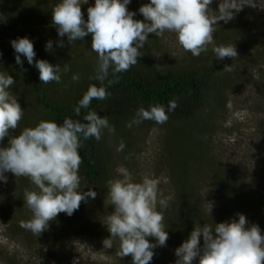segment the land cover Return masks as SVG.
<instances>
[{
	"label": "trees",
	"instance_id": "16d2710c",
	"mask_svg": "<svg viewBox=\"0 0 264 264\" xmlns=\"http://www.w3.org/2000/svg\"><path fill=\"white\" fill-rule=\"evenodd\" d=\"M59 2L61 0H0V72L13 76L15 83L9 91L24 110L13 135L19 134L25 127H35L41 120L62 124L68 117L87 123L83 119L87 111L106 117L114 131L103 129L99 141L94 137H80V191L91 189L97 195L94 199L88 197L82 201L71 216L60 213L40 236L20 226L21 221L32 218V212L24 204V192L26 189H38L28 177H16L6 202L0 196V217L11 226V233H23L27 240L40 237L57 243L73 236L111 239L118 252L120 241L110 238L104 224L106 217L114 211L113 206L107 203V182L121 179L116 167L118 154L123 157L130 173L127 180L142 182L134 165L136 152L141 146L135 145L131 138L134 129L147 128L159 131L157 154L168 172V187L160 193L158 200L172 197L166 209L157 204V210L164 215L168 240L165 246L153 249L154 256L149 264H175L178 259L175 250L189 238L197 224L200 227L211 224L214 228V224L238 221L239 214H243L247 221L245 227L258 225L264 235V167L251 176L245 168H240L238 162L233 163L220 155L216 143L229 111L230 96L245 80L238 64H242L243 56L253 48H262V55L258 56L264 62V21H257L251 14L245 16L247 13L243 11L242 15H234L228 23L218 22L213 34L215 45H235L238 56L233 59H215L212 46H208L207 53L202 52L199 57L191 54L182 59L166 58L163 63L157 64L151 46L146 43L139 49L142 55L137 58V64L119 73V82L107 87L108 98L94 99L89 109H82L77 117L74 108L88 87L92 84L100 86L99 81L89 79L95 74L98 54L91 49V34L71 44L67 36L58 35L52 23V10ZM143 2L146 3V0L141 1L142 6L145 5ZM94 3L95 0H88L87 4L81 5L85 20L87 8ZM136 5L141 7L138 1ZM136 12L138 19L143 21L140 11ZM149 35L150 39L158 38L155 34ZM24 37L34 45L36 55L32 64L22 54V65L16 63L17 53L11 41ZM49 41L52 48L46 50ZM250 56L246 57L247 61L255 64L256 59ZM38 60H46L61 68L67 64L70 70L60 73L59 83L45 84L41 82L36 67ZM225 65L231 66L232 71H222ZM73 75H78L79 80L74 81ZM172 100H176L178 107L169 111ZM157 104L165 108L168 116L166 123L157 124L151 120L131 123L140 107L148 110ZM260 133L264 138V127ZM114 139L123 143L121 151L113 146ZM7 146L6 137L0 142V147ZM207 187L216 189L222 196L214 216L207 212L205 205L204 191ZM148 239L150 243H156L154 237ZM200 246L203 249L202 236ZM115 260L133 264L130 255L120 258L116 253ZM7 262L11 264V261ZM193 264H199V257Z\"/></svg>",
	"mask_w": 264,
	"mask_h": 264
},
{
	"label": "clouds",
	"instance_id": "9594fccd",
	"mask_svg": "<svg viewBox=\"0 0 264 264\" xmlns=\"http://www.w3.org/2000/svg\"><path fill=\"white\" fill-rule=\"evenodd\" d=\"M87 3L88 0H61L52 10V23L60 37L67 36L71 44L91 34V49L98 54L95 74L89 79L99 81L100 86L88 87L74 108L77 117L82 109H89L94 99L108 98L107 87L119 82V73L137 64V58L142 55L139 49L147 43L149 34L162 37L165 32L175 33L179 45L195 57L212 45L216 59H233L238 56L235 45H215V26L219 21L232 20L233 10L238 13L245 6L264 9V3L258 4L257 0H220L217 11L210 7L213 0H150L139 9L144 17L141 21L133 19L135 13L128 11L130 0H95L94 6L87 8L85 20L81 5ZM11 45L17 53V64L22 65L21 54L29 64L33 63L36 53L30 39L19 38L11 41ZM51 48L49 41L46 50ZM36 67L45 84L59 83L60 73L70 70L67 64L61 68L46 60L36 61ZM222 71L231 72L232 67L225 65ZM72 79L77 81L79 76L73 75ZM14 83L13 76L0 72V142L8 138V146L0 147V181L7 183L5 173L10 172L16 177H28L38 189L24 192V204L32 212V218L21 221L20 226L40 236L60 213L71 216L82 201L96 197L97 193L91 189L80 191V137L99 141L103 129L110 132L114 129L106 117L87 111L83 116L87 123L68 117L62 124L41 120L35 127H25L13 135L24 115L17 98L9 91ZM177 107L176 100H172L168 110ZM135 117L131 123L151 120L164 124L168 120L165 108L159 104L148 110L140 107ZM123 147L121 143L120 150ZM107 184V203L114 211L104 224L110 238L120 241L117 255L120 258L130 255L133 264H149L153 249L165 246L168 240L164 215L157 210V204L166 209L172 197L158 200L159 182L149 177L139 183L115 179ZM246 223V217L239 214L238 221L214 224V228L211 224L203 227L197 224L189 238L175 250L178 257L175 264H193L197 257L199 264H264V235L258 225L245 227ZM148 237H154L156 243H150ZM107 246L111 247V239Z\"/></svg>",
	"mask_w": 264,
	"mask_h": 264
},
{
	"label": "rangeland",
	"instance_id": "374dc122",
	"mask_svg": "<svg viewBox=\"0 0 264 264\" xmlns=\"http://www.w3.org/2000/svg\"><path fill=\"white\" fill-rule=\"evenodd\" d=\"M142 0H130L127 5L129 12L135 13L133 19H138L140 8L136 2ZM150 0H146V3ZM220 0H213L211 8L218 10ZM257 3H264V0H257ZM136 10V11H135ZM250 10L251 12H249ZM243 11L253 15L257 21H264V9L259 7L252 8L245 6L238 13ZM243 12V13H244ZM242 15V14H241ZM157 39V40H156ZM150 39L148 35L147 43L151 46L153 59L156 63H163L164 59H182L191 55L185 51L178 43L175 33L165 32L162 37ZM212 46V45H209ZM262 48H253L247 55H244L242 64H238L243 70V84L230 96V107L222 130L217 137L218 153L223 155L231 162H238L240 168H245L247 172L254 176L257 169H263L264 163V138L260 130L264 127V62L260 61ZM207 53V52H205ZM256 59V63L248 62L246 57ZM210 58L213 57L209 55ZM205 57V56H204ZM216 59V58H215ZM132 141L135 145H140L135 155V167L138 168L137 174L143 179L149 177L158 180V196L167 189L168 172L166 166L160 161L158 149V129L137 128L133 130ZM113 146L120 150V141L114 139ZM124 148V147H123ZM119 161L116 167L121 179H126L130 175L123 157L118 154ZM262 167V168H261ZM7 183L0 181V196L3 201L12 191L15 185L16 176L10 172L5 173ZM257 179V178H256ZM204 199L208 213L216 215L220 203L221 194L211 187L204 191ZM1 220L0 217V264H119L115 260L117 249L111 243L107 246V241L98 238L77 236L61 240L60 243L52 240H43L40 237H31L27 240L23 233L13 235V229ZM105 241V242H104ZM3 255V256H2ZM8 259L6 262L3 259ZM120 264H123L122 262Z\"/></svg>",
	"mask_w": 264,
	"mask_h": 264
}]
</instances>
